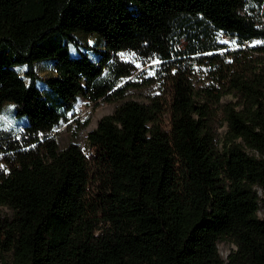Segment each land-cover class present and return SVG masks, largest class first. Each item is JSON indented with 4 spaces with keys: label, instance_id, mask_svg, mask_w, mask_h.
<instances>
[{
    "label": "trees",
    "instance_id": "1",
    "mask_svg": "<svg viewBox=\"0 0 264 264\" xmlns=\"http://www.w3.org/2000/svg\"><path fill=\"white\" fill-rule=\"evenodd\" d=\"M79 96L116 102L89 153L54 135ZM6 101L0 264H264V0H0Z\"/></svg>",
    "mask_w": 264,
    "mask_h": 264
},
{
    "label": "rangeland",
    "instance_id": "2",
    "mask_svg": "<svg viewBox=\"0 0 264 264\" xmlns=\"http://www.w3.org/2000/svg\"><path fill=\"white\" fill-rule=\"evenodd\" d=\"M78 40L81 41L79 49L88 51L90 55L97 58L99 51L103 50V40L100 36L93 33H75ZM72 53L76 52V49L71 46ZM25 64L16 65L18 72L24 76L25 80L28 81V77L24 75ZM35 70L39 74L37 84L42 88V78L54 73L52 63L50 59L38 60L35 62ZM106 72V68H104ZM150 94L149 88H134L128 87L125 90L126 97H133L139 100H147V96ZM232 99L231 95L223 96V100ZM115 101H109L106 99H99L98 101H91L82 96H79L73 104V108L67 112L68 119L62 120L59 127L54 131L55 138L59 146H63L69 141H77L84 146L87 153L89 148L87 144L86 135L87 132L96 126L99 118L104 114L110 113L115 105ZM26 122L24 116H17L14 111L13 103L6 101L0 111V172L7 171L11 166V154L8 152V144L6 140L8 138H21L20 132L23 125ZM226 126L221 125L218 127V131L222 133ZM262 196V195H261ZM2 210L7 211L6 208L2 207ZM258 214L264 218V201L261 200L259 203ZM236 246L228 240H219L218 249L222 258L226 259L230 250Z\"/></svg>",
    "mask_w": 264,
    "mask_h": 264
}]
</instances>
